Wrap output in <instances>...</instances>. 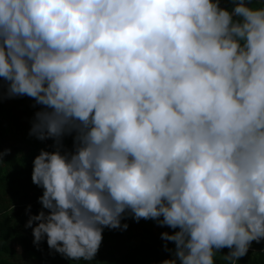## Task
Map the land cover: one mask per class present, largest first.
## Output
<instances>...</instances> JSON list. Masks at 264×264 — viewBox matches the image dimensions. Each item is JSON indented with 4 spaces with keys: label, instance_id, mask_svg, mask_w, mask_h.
Here are the masks:
<instances>
[{
    "label": "clouds",
    "instance_id": "1",
    "mask_svg": "<svg viewBox=\"0 0 264 264\" xmlns=\"http://www.w3.org/2000/svg\"><path fill=\"white\" fill-rule=\"evenodd\" d=\"M0 78L52 140L37 247L91 262L126 216L172 229L158 264L264 242V0H0Z\"/></svg>",
    "mask_w": 264,
    "mask_h": 264
},
{
    "label": "trees",
    "instance_id": "2",
    "mask_svg": "<svg viewBox=\"0 0 264 264\" xmlns=\"http://www.w3.org/2000/svg\"><path fill=\"white\" fill-rule=\"evenodd\" d=\"M33 103L26 96L0 99V150L11 148L5 161L0 163V264H158L168 257L161 233L172 229L159 226L155 220L137 222L128 216L122 220V224H129L127 230L105 228L96 260L91 262L70 260L50 249L46 239L40 247L33 243L32 228L25 227L29 219L26 209L31 204V211L38 213L42 207L38 198L43 194V189L32 181L33 160L42 148L52 144L51 139L41 141L29 135L37 110L32 107ZM65 144L70 148L72 138L67 137ZM17 246L24 253L21 259ZM228 251L225 248L217 253V264H226L222 256ZM238 264H264V242H253L249 253Z\"/></svg>",
    "mask_w": 264,
    "mask_h": 264
},
{
    "label": "rangeland",
    "instance_id": "3",
    "mask_svg": "<svg viewBox=\"0 0 264 264\" xmlns=\"http://www.w3.org/2000/svg\"><path fill=\"white\" fill-rule=\"evenodd\" d=\"M17 250H18V258L21 259L22 257H24V253H23L22 248L20 246H17Z\"/></svg>",
    "mask_w": 264,
    "mask_h": 264
}]
</instances>
